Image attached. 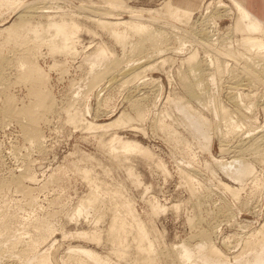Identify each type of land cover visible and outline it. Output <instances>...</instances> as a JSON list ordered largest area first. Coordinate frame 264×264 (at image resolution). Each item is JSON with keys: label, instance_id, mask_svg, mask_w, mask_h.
Returning <instances> with one entry per match:
<instances>
[{"label": "rangeland", "instance_id": "1", "mask_svg": "<svg viewBox=\"0 0 264 264\" xmlns=\"http://www.w3.org/2000/svg\"><path fill=\"white\" fill-rule=\"evenodd\" d=\"M219 1L221 4H218ZM0 2V30L15 25L17 13L22 12L24 6L26 9L27 6L32 5L37 8L43 7L40 11H45L46 14L64 13L80 25L77 34L79 41L75 54L54 53L55 55H52L47 50L48 48L43 46L36 56L37 65L47 74V89L52 94L55 105L52 111H45L42 117L46 120L42 119L38 124L44 136L43 147L38 149L35 145H30L23 136L19 122L13 120L3 123L0 113V181L7 183V186L0 190V233L7 230L11 235H23L22 237L25 239L37 238L41 243L39 249L45 250L50 247L47 254L52 257L51 264H60L59 260L65 255L68 245L72 247L76 245L88 246L93 250L96 249L95 251L102 256L116 261L117 256L110 252V244L108 245L105 239L104 226L107 223V217L97 219L90 208L87 214L82 212L81 215H75L71 218L75 208L88 194L89 183L85 178V172L93 181L103 187V189H98L101 195L108 197L113 191H118L121 198L129 202L130 208L145 226L149 240L160 252L158 264H178L170 260L167 248L174 244L177 246L182 242L194 245L199 241L198 232L202 230L210 232L215 246L230 257L237 249L236 244L240 243L241 246V239L245 234L257 231L264 225V192L256 189L254 194L253 188V179L255 177L261 179L264 176V164L254 161L256 159L252 154L250 156V152H246L247 155L243 154V157L247 158L255 169L254 173L247 177V181L245 180L246 187L244 185L243 189L240 190L239 183L233 181L216 166L207 150L197 144L189 131L183 125H177L178 122L175 123L176 118L180 116L179 113L174 111L172 112L173 115H170L171 118L168 116L163 120L166 124H173V129L178 131L180 135L182 134L181 136L186 138L189 143L191 142V147L187 152L193 159L189 164L185 162L186 159L178 145L167 136L164 130L162 132V129L156 127L152 122L154 121L155 109L156 111L159 108L169 111V106L166 107L167 104L164 103V97L167 94L185 95L179 80L181 79L180 73L187 69L182 60L189 54L190 50H195L199 57L204 55L202 45L198 43L201 40L199 35L201 29L210 31L213 34L212 38L218 39L215 41L218 44L219 42H226L228 45L232 42L233 44L236 38L240 37V34L233 29L235 10L230 0H169L173 5L191 9L190 19L187 23L163 15L165 12L163 8L168 0H124L127 10L132 11L133 16L134 14L135 16L139 15L137 18L146 22V25L149 24L152 29L164 28L166 32L169 31L172 47L177 45L173 37L185 38L183 40L185 50L178 53V51L171 50V52L168 49L163 52V56L158 57L154 54L156 56L152 55L149 61L144 57L139 61L137 60L139 63L135 61L133 65H139L143 62L142 64L147 66L143 72V78L146 81L141 79L142 82L139 80L138 84H135L140 85V88L142 87L140 92L147 95L145 101L147 99L149 103L155 100V109H153L152 104V106L149 105L154 111L152 110L153 112L151 111L150 115L143 122L141 121V124L138 121H133L135 124L132 122V125L137 128L132 125L131 127L129 125L122 127L126 125L125 120L123 125H116L108 130H89L76 127L67 121L64 111V107L69 103L70 98L72 99L77 92L86 90L87 66L83 61L84 56L92 52L97 45L103 43L115 55L121 54V46L113 37L105 30L98 28L92 17L87 16L90 14L91 7H103L104 3L100 0H0ZM38 9L37 11H39ZM131 17L130 12H121L119 16V18L127 21ZM134 18L136 19V17ZM35 19L38 21L39 17H34V22ZM41 19L43 18L41 17ZM262 24L264 26L263 21ZM118 30L124 33L123 31L128 29L120 26ZM5 35L6 31L0 36V44ZM130 37L132 35L127 36L128 39ZM26 38L30 40L31 36ZM21 48L16 47V50ZM13 50H15L14 45H6L2 47L1 52L11 57L12 52L10 51ZM167 55L169 60L162 61ZM226 62H228L229 67L234 65L232 64L234 62L229 59H226ZM237 66L235 72L238 69L241 71L242 64L240 66L237 64ZM240 71L237 72L239 76L243 72L240 73ZM5 74L10 81L9 93L17 98V106L21 107L28 104L31 97L26 85L15 81L13 76L16 72L14 70L7 69ZM224 74V76L221 75L222 78L218 75L220 80L216 77L214 86L211 85V95L216 98V101H221L224 106L227 105L226 107L232 108L234 101H230V95L235 91L233 89L235 80L228 73L225 72ZM151 79L156 81L152 83ZM127 86V88L121 87V89L117 85L111 86L100 92L98 97L96 96L98 89H95L87 99L90 111L89 114L84 115L85 121L89 125H98L112 121L124 108L127 113H131L126 97L134 96L135 93L132 92L134 88L131 85ZM238 87L243 94L251 93L250 96L247 94L249 96H247V100L244 99L246 97L244 95L245 97L241 101L245 105L252 104V108L249 110L243 108L241 112L248 116L249 121L255 123L244 127L237 136L238 138H223V129L211 127L210 153L215 158L224 161H231L241 155L243 152L240 154L239 151L237 154L234 151V146L248 143L254 134L258 135L264 129L260 127L264 124V85L252 84V86L239 85ZM129 91L130 93H128ZM105 95L106 97H104ZM212 97L213 100L214 97ZM211 99L210 102L209 100L206 101L210 106H212ZM191 103H193L191 104L193 109L198 110L199 108V111L209 119L213 121L216 119L208 107L194 101ZM2 107L3 98L0 96V112ZM131 114L133 115V113ZM103 131H107L105 137L116 131L121 136L137 140L162 162L164 170L157 168L150 160H146L137 154L124 164L112 163L106 150H104L105 148L99 144L101 139L99 133H104ZM220 146L222 148L228 146L234 148L228 149L229 152H227L228 150L224 152L221 151ZM127 165L131 167L132 175L126 170ZM24 166H28L32 179H26L22 186L16 187L13 184V178L24 169ZM183 167L193 176V184L201 198L194 197L190 188L185 184V179L182 178L180 172ZM222 184L236 189L239 193L238 197H235L231 191L224 189ZM22 190L30 191L34 195L35 202L33 204L26 202ZM199 200L202 201L201 206L197 204ZM151 201L156 202L159 209L152 208ZM36 218L51 226L52 233L50 236L39 237L38 230L33 224ZM5 219L8 221L3 225ZM95 229L102 230L97 241L75 235V232H91ZM212 229H215V232ZM6 246L8 244L1 242L0 237V264H13L11 258L8 257L9 252L5 251ZM128 259L129 257H127V262L120 260V264H131ZM16 261L18 264H22L20 259L16 258Z\"/></svg>", "mask_w": 264, "mask_h": 264}, {"label": "bare ground", "instance_id": "2", "mask_svg": "<svg viewBox=\"0 0 264 264\" xmlns=\"http://www.w3.org/2000/svg\"><path fill=\"white\" fill-rule=\"evenodd\" d=\"M100 1L104 3L102 5L103 7H91L90 14H87V16L92 17V20L96 23L98 28L100 27L110 34L117 44L121 46L122 51L120 55H115L108 49V47L105 46L106 44L103 45L104 43H98L99 45H97L92 52L84 56L83 61L87 66V81H85L86 90L84 92L79 90L80 92H77L76 95L74 94L75 96L73 95L74 97H72V99L70 98L71 101L69 100V103L64 107V111L66 113L67 121L76 127L79 126L89 130H108L113 126L123 125L125 120L126 125H123L122 127L127 125L131 127L133 121H138L141 124V121L143 122V120L150 115V112L155 109L156 106L155 100L154 102L149 103L147 102V99L145 101L147 95L142 94L140 92L142 87L140 88V85L138 86L135 84H138L139 80L142 82L141 79H144L143 72L146 70V64H142L143 62H140L141 64L139 65L133 64L135 61H139V59L143 57L147 58L149 61V58H151L154 54L158 57L163 56V52L168 49H170V51H178V53L182 51L184 52L185 49L183 46V40L185 38L174 35L175 37L173 38L177 45L172 47L170 42L172 38L168 30V32H166L164 28L152 29L149 24L146 25V22L138 19L139 15L135 16L134 14L133 16V12L127 10L128 8L127 5H125L124 0ZM230 1L235 10L233 29L236 33L240 34V37L238 39L236 38V41L233 42V44L231 42L228 45V43H224L223 41V43L219 42L218 44V42H215L218 41V39L212 38L213 34H211L210 31L207 29H201V31H199L201 40L198 43H201L204 55L199 57L195 50H190L189 54H187V56H185L182 60L187 69L185 72L180 73L181 79L179 80L182 85L180 87H183L182 89L185 95L175 96L167 94V96L164 97L165 102H163L167 104H165L166 107L169 106V111H167V109L162 110L160 108L157 111L156 109L155 111L153 110L154 121L152 122L156 127L158 126L161 128L162 132L165 131L167 136L173 140L176 145H178L180 151L183 152L184 158L186 159L185 162L189 164V162L191 163L193 159L187 152L191 147V142L189 143L186 138H183V136H181L182 134L180 135L178 131L177 133L172 127L173 124H166L163 120L165 117L168 118V116L171 118L173 115L172 112L174 111L179 113L180 116L178 115L179 117L176 118L177 121H175V123L178 122L177 125L181 124L187 131H189V133L196 140L197 144L201 148L207 150L216 166L219 167L220 170H223L227 176L233 179V181H237L239 183L241 190L245 185V180L248 176L254 173L255 169L252 163L247 158L245 159L243 157V154L250 152V156L252 154L254 159H256L254 161H259L264 164V129L259 132L258 135L254 134V136L248 140L249 142L245 143L247 145H232L235 147L233 148L236 153L239 151L240 154L241 152L243 153L231 161L217 159L211 155L209 149L211 142L210 130L211 127L214 126L215 128H219V130L223 129V138H235L241 133L244 127L246 128V126L253 124L254 121H249L248 116L241 112L243 108L247 110L252 108V104L245 105L241 101L242 98L245 97L244 95H246L244 98L246 99L251 93L249 92V94H243V92L239 90L238 86L243 85L245 87V85L252 86V84L264 85V26L262 24V20L248 10L243 0ZM218 4H221V1H219ZM38 8L32 5L27 6L25 9L24 6V10L21 9L23 11L17 13V23L6 29L0 30V36L4 31H6V35L2 37V43L0 44V96L3 98V107L0 113L2 118L1 122L3 123L13 120L19 122L25 139L30 143V145H35V147L39 149L40 147H43L44 136L41 133L38 124L43 119L42 115L45 114V111H52L55 105L52 94H50L47 89V74L37 65L36 56L43 46H46L48 48L47 50L52 55H55L56 53L64 55L75 54L76 47L78 45L77 42L79 41L77 34L80 30V25L72 17L67 16L64 13H53V15H50L48 13H44L45 11H40L43 7ZM37 9L39 11H37ZM163 10L165 11H163V15L165 14V16L170 19L172 18L173 20L175 19L183 23H187L190 19V8L173 5L169 2V0L165 4ZM121 12H130L132 17L128 21L123 20L122 18H119ZM34 17H39V20L37 21L35 19L34 22ZM41 17L43 19H41ZM134 17H136V19ZM120 26H123L128 30H124V33H122V31L119 32L118 27ZM129 34L132 35L130 39L127 38V36H130ZM27 36H31V39H27ZM6 45H14L15 47V50L10 51L12 52L11 57L1 52L2 47ZM16 47L22 48L16 50ZM168 55L167 57H164L162 61L169 60ZM226 59L233 61L234 63L232 64L236 66L237 64H239V66L242 64L241 68L243 70L241 69L240 71L238 69L240 73L243 71L240 74L241 76L237 73L238 71L235 72V69H237L236 66L234 67V65H232L229 67ZM7 69H12L16 72L15 75L13 74V78L16 82L26 85L28 94L31 97L28 104L18 107L16 103L17 98L9 93L8 88L10 87V81L5 74ZM225 72L233 76L232 79L235 80V83L232 81V83L235 84V86L232 85L233 89H235V93L233 92V94L230 95V101H234L232 102L234 104V107L232 106V108L226 107L227 105L224 106L221 104V101H219V103L216 101L214 96L215 100L211 99V85L214 86L216 77L219 75V77L222 78L221 75ZM228 74H226V77H228ZM219 77L218 80H220ZM151 80L153 81H151L152 83L156 81L153 79ZM15 81L14 83H16ZM143 81L145 82L146 80L144 79ZM115 85L120 87V89L121 87L127 88V85H131V87L134 88L132 90V92L135 93H133L134 96L129 95L127 98L124 95L128 101L129 110L133 113V115L131 113H127V110L124 108V110H121L120 113L110 122L99 123L98 125H89L84 118V115L86 113L89 114L90 111V105L87 103L88 96L95 89H98V93H96V96L98 97L100 92L105 91L111 86L115 87ZM128 93H130V91ZM104 97H106V95ZM210 99L212 100V106L206 103L207 100L210 102ZM192 101L198 102V104L201 103L208 107L212 116L216 119H214V121L209 119V117H206L204 113L199 111V108L198 110L193 109L191 105L193 104L191 103ZM151 104L154 107L153 109L149 107V105L152 106ZM208 108L206 109L208 110ZM110 112L112 113L113 110ZM133 127L137 128L136 126ZM260 127L264 128V124ZM106 132L107 131L99 133L101 135V137L99 136L101 138L99 144L105 148L104 150H106V153L112 163L118 165L124 164L129 161L132 156L137 154L146 160H150L157 168L164 170L162 162L155 158L154 155L137 140L121 136L116 131L111 132L105 137L104 135H107ZM233 148H229V146L227 148L221 147V151L223 150L225 152L226 150ZM227 152H229V150ZM126 170L130 173V175L133 174L129 165L126 166ZM180 172L182 174V178L185 179V184H187L190 188L191 194L196 198L200 197L196 192V187L193 184V176L191 173L184 167L180 169ZM84 175L89 183L88 194L75 208L71 218L75 215H81L82 212L87 214L90 208L96 215L97 219L107 217V223L104 226L105 239L107 240L108 245L110 244V248L108 246V248L111 249L110 252L114 256H117V260L112 261L110 258L102 256L99 252H96V249L93 250L88 246L83 247L82 245H76L72 247L68 245L69 247L67 246L65 255L60 258L59 263L120 264V260H125L127 262V257H129L128 260H130L131 264H158L160 252L155 249L153 243L149 240L145 226L130 208L129 202L122 199L118 191H113L110 195H108V197L101 195L98 189H103V187L99 183L93 181L88 176L87 172H85ZM26 179H32L30 177L28 166H24V169H22L21 172L13 178V184L16 187H20ZM222 185L224 189L231 191L235 197H238L239 193L236 189H232L226 184ZM253 185L254 194L256 189L264 192V176L261 179L255 177L253 179ZM6 186L7 183L5 181H0V190ZM22 192L26 202L30 204L35 202V197L30 191L22 190ZM197 204L198 206H201L202 201L199 200ZM150 205L154 209H159L156 202L151 201ZM7 221L8 220L5 219L3 221V225H5ZM33 224L38 230L39 237L46 238L51 235L52 228L48 223L36 218ZM263 227L264 225H262L257 231L245 234L243 239H241V246L240 243L236 244L237 249L232 255H230V257L226 256L215 246L210 232H206L204 230L198 232L197 236L199 241L194 245L186 242H182L177 246H174V244L167 248V254L171 261L178 264H264ZM101 232L102 230L95 229L91 232H75V235L88 240L97 241L100 238ZM22 236L20 234L11 235L7 230L0 233L1 242L8 244L5 251L9 252L8 257L11 258L13 264H18L16 258L20 259L22 264L52 263V257H49L47 254V251L50 248L49 245V248L41 250L39 249V244L41 243L37 238L30 237L25 239Z\"/></svg>", "mask_w": 264, "mask_h": 264}, {"label": "crops", "instance_id": "3", "mask_svg": "<svg viewBox=\"0 0 264 264\" xmlns=\"http://www.w3.org/2000/svg\"><path fill=\"white\" fill-rule=\"evenodd\" d=\"M245 6L264 22V0H243Z\"/></svg>", "mask_w": 264, "mask_h": 264}]
</instances>
